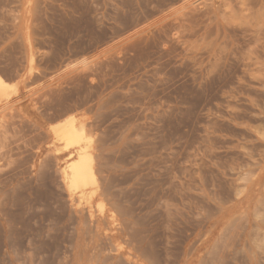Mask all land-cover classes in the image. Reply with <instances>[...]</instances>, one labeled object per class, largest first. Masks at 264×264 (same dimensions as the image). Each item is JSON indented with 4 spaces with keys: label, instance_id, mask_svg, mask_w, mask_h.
Returning <instances> with one entry per match:
<instances>
[{
    "label": "rangeland",
    "instance_id": "rangeland-1",
    "mask_svg": "<svg viewBox=\"0 0 264 264\" xmlns=\"http://www.w3.org/2000/svg\"><path fill=\"white\" fill-rule=\"evenodd\" d=\"M263 64L264 0H0V264H264Z\"/></svg>",
    "mask_w": 264,
    "mask_h": 264
},
{
    "label": "bare ground",
    "instance_id": "bare-ground-1",
    "mask_svg": "<svg viewBox=\"0 0 264 264\" xmlns=\"http://www.w3.org/2000/svg\"><path fill=\"white\" fill-rule=\"evenodd\" d=\"M248 8H251V6L248 5ZM56 131H57L59 138L65 142L64 144L65 149L67 151H70L71 153L74 152V149L78 148L77 145L78 143H80V140H81L80 138L84 134V128L78 126V123L75 117H70L66 119L63 123H61L56 128ZM92 160H93L92 154H90L87 151L81 152L80 157L77 158V160H75L70 165V168H71L70 179L72 180L71 182L78 184L83 179H85V177L88 174V169L91 168L92 166L91 165ZM74 183H71V185L72 184L75 185Z\"/></svg>",
    "mask_w": 264,
    "mask_h": 264
}]
</instances>
